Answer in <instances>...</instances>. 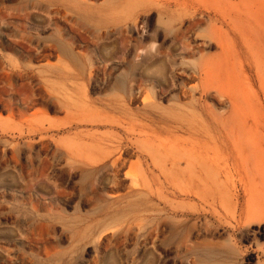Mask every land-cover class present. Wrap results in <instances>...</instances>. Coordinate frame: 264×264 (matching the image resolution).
Masks as SVG:
<instances>
[{"label": "rangeland", "instance_id": "rangeland-1", "mask_svg": "<svg viewBox=\"0 0 264 264\" xmlns=\"http://www.w3.org/2000/svg\"><path fill=\"white\" fill-rule=\"evenodd\" d=\"M263 75L264 0H0V264H264Z\"/></svg>", "mask_w": 264, "mask_h": 264}, {"label": "bare ground", "instance_id": "bare-ground-1", "mask_svg": "<svg viewBox=\"0 0 264 264\" xmlns=\"http://www.w3.org/2000/svg\"><path fill=\"white\" fill-rule=\"evenodd\" d=\"M264 76V75H263ZM264 87V86H263ZM263 89V88H262ZM264 92V91H263ZM264 95V93H263ZM234 106V105H233ZM231 108L230 113L227 115L226 119L223 121H221V127L223 128V133H224V137L226 138L227 142H229L233 148V150L235 151L236 156L241 160V161H245V162H252V164L254 166L258 165V154L260 153V148H259V143H257V139L258 136L260 135L259 132H257L258 130V126L259 123H262V126L264 127V111H260L259 114L257 116H252L251 121L252 123L248 122V114L245 113L244 114H240L238 113L235 108ZM236 107V106H234ZM242 111V112H241ZM240 112L243 113V110H241ZM225 118V117H224ZM243 118V119H242ZM248 118V119H247ZM176 120V119H175ZM188 121V120H187ZM250 121V120H249ZM250 121V122H251ZM185 122V121H184ZM175 124V123H174ZM189 125V124H188ZM133 126V125H132ZM246 126L248 127L247 129V133L245 132V128ZM261 126V125H260ZM134 127V126H133ZM141 127V126H140ZM207 127V126H206ZM143 128V127H142ZM194 128V127H193ZM133 129V128H132ZM167 129V128H166ZM249 129H252L249 130ZM256 129V130H254ZM148 130V129H146ZM191 130V129H190ZM206 131V130H205ZM136 132V131H135ZM138 132V131H137ZM147 132V131H146ZM156 132V131H155ZM174 132V131H173ZM186 132V131H185ZM160 133V132H159ZM175 133V132H174ZM147 134V133H145ZM156 134V133H155ZM157 135V134H156ZM178 135V134H177ZM206 135V134H205ZM150 137V136H149ZM158 137V136H157ZM178 137L177 139H174L175 142L174 144H169L167 145L169 148L167 149L166 145L163 143L158 142V146L156 150L157 153L160 154V156H165V158H170L172 161V164H174L175 166H177L178 163H180V161L182 159H187V162H190L191 160H193L194 158L197 160V158L200 159L199 162V166L201 167V170H205L212 168L211 167V163H207V159L211 157V155L208 153V151L211 148H204L201 151V146L198 144L199 142H196L195 140H191L189 141V143L187 145H180L179 144V140L178 141ZM189 137V136H188ZM167 138V137H166ZM181 139V138H180ZM203 139V138H202ZM260 139V138H259ZM160 140V139H159ZM163 140V139H162ZM166 140V139H165ZM249 140V141H248ZM170 141V140H169ZM187 141V140H186ZM202 141V140H201ZM204 141V140H203ZM166 142V141H165ZM164 142V143H165ZM168 143V142H166ZM208 145V142H205ZM204 145V144H203ZM206 145V146H207ZM210 145V144H209ZM205 146V145H204ZM209 147V146H208ZM106 152V151H105ZM152 152V151H151ZM101 153V152H100ZM153 153V152H152ZM155 153V152H154ZM153 153V154H154ZM104 154V153H103ZM152 154V155H153ZM208 154L210 155V157L208 156ZM157 155V154H156ZM155 157V156H154ZM158 157V156H156ZM164 159V158H162ZM213 159V158H211ZM189 160V161H188ZM209 160V159H208ZM116 161V160H115ZM114 161V162H115ZM186 161V160H185ZM195 161V160H194ZM195 163V162H194ZM198 164V162H196ZM170 164V165H172ZM188 164V163H187ZM113 165V164H112ZM198 166V165H197ZM174 167V166H172ZM189 168V167H188ZM190 169V168H189ZM213 169V168H212ZM170 171V170H169ZM191 171V170H190ZM162 172V171H161ZM167 171H164V173H166ZM193 172V171H192ZM168 173V172H167ZM172 174V172H170ZM173 176V174L171 175ZM188 187V186H186ZM185 189V188H184ZM189 189H187L188 191ZM190 191V190H189ZM188 191V192H189ZM183 192V190H182ZM198 194V193H197ZM196 194V195H197Z\"/></svg>", "mask_w": 264, "mask_h": 264}]
</instances>
